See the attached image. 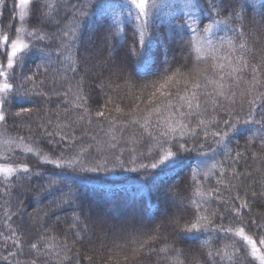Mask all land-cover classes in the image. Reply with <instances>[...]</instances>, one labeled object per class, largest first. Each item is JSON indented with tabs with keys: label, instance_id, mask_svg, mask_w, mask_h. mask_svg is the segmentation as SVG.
<instances>
[{
	"label": "trees",
	"instance_id": "16d2710c",
	"mask_svg": "<svg viewBox=\"0 0 264 264\" xmlns=\"http://www.w3.org/2000/svg\"><path fill=\"white\" fill-rule=\"evenodd\" d=\"M49 2L25 23L0 0V37L34 45L0 93V165L29 169L0 174V264H259L235 232L264 254V0H161L143 49L126 11L95 7L123 0ZM169 150L175 167L152 168ZM197 212L215 232L182 231Z\"/></svg>",
	"mask_w": 264,
	"mask_h": 264
},
{
	"label": "snow or ice",
	"instance_id": "6c2138e0",
	"mask_svg": "<svg viewBox=\"0 0 264 264\" xmlns=\"http://www.w3.org/2000/svg\"><path fill=\"white\" fill-rule=\"evenodd\" d=\"M35 3V0H17L16 3V8L19 9V19L21 20V22H27L26 18H29L30 16V6L32 4ZM170 5H165L161 2V0H123L122 4H106V3H101L96 5L95 7L101 9L102 11H107L108 9H115L117 7L121 8L122 10L126 11L127 16L130 20H134L135 21V28L136 30L139 32V41L140 44L143 48L147 47V42L145 40V33H147L151 27L156 25V18L159 15V11L162 7H169ZM47 8L48 11L47 12H43L42 11V16L44 17H48L51 16V10L53 8V5L49 2V0H44V3L40 5V9H44ZM184 7H198L197 4H193L191 2V0H188L187 3L184 4ZM243 7V5L241 6ZM237 15H239V13H237ZM116 20L119 21V17H116ZM41 23H43V19H41ZM200 23H202V21H200ZM213 23H222V21H215ZM213 26L212 23L208 24L205 27V32L209 31L211 29V27ZM107 31H111L112 30V25L109 24L107 26ZM173 31L177 32L179 31L181 34L183 33H187L190 40L194 41L195 40V32L196 29H192L191 26L188 24L187 21H185L183 24H179V25H173ZM16 38L11 40L10 42V46L8 44L10 37L8 35H4L2 37H0V45L4 46V51L7 54V68L8 69H13L14 67V60H16L18 58V54H25L27 55V53H29L32 50V47L34 45H31L29 43H25L24 41V34H25V29L24 27H19L16 29ZM66 35H72L75 36L74 32L71 33H65ZM34 32H27V36H33ZM117 35H119V33H117ZM40 40H44L45 36L43 34L39 35L38 37ZM64 49L71 51V49L74 47V44L70 43V42H62L61 45ZM10 47V50H9ZM193 49L195 50V52L197 53L196 59L200 60L203 59V57H201L199 55L200 53V47L198 46L197 43H193L192 44ZM240 48L244 47L243 43H240L239 45ZM42 51V50H41ZM133 51H135V48H133ZM3 66L0 65V76L5 77V82L0 85V92L5 93L6 95L8 93L12 92V85L8 82V73L5 70H2ZM75 70V69H73ZM237 69H234V71ZM179 71V70H177ZM253 71H255V69H253ZM31 77H29L30 79ZM168 80H171L172 77L169 76L167 77ZM161 87H164V85L162 84ZM163 94V93H162ZM222 94V93H221ZM0 103H2V101H0ZM249 103L253 106L252 111L254 112L255 109V104H256V99L254 98L253 100H250ZM119 111V109H117ZM24 111H28L27 108L24 109ZM16 115H20V113H16ZM97 115L102 116L104 115L102 112H98ZM262 115H264V113H262ZM5 119V117L0 114V121H3ZM255 121H253L251 119V116L244 121L245 124H251L254 123ZM225 123L227 124L228 122L225 121ZM229 129L233 132L237 131V126L235 124H231L229 125ZM173 131H175L173 129ZM213 135L215 136L216 134L213 133ZM225 135H227V133H225ZM223 139V137L221 138V140ZM217 143H220V141H216ZM28 152H31L32 149L28 148L27 149ZM184 151H191L189 149H185L184 144L181 143L178 149V152H184ZM178 159V155L174 154L171 150L167 151L162 159L159 160L158 164L157 163H153L151 165L152 168H157L159 167H175L176 161ZM51 163V161H49ZM57 167H59V165H57ZM23 171V172H28L29 169L27 167H22L20 169H14L11 166H7V165H0V174L3 175L5 180H10L11 178H13L15 176L16 171ZM208 173H204V175L207 177ZM196 175V170H193V176L195 177ZM197 195H205L207 197L211 196V193H202L200 190H197ZM193 203H195V201H193ZM245 207L244 204H241V208ZM201 221H206L205 223H201ZM210 224L211 221L207 220L206 217L201 216L199 214V212H197L196 214V220L195 222H192L190 224V226L185 227L182 231H184L185 233L191 235L194 232L195 233H199L201 230L207 232V231H213L215 232L216 229H210ZM223 230V229H222ZM235 235L237 237L242 238L243 241H245L247 244L251 245V255L252 257L259 261V264H264V254H261V250L259 248H257L255 242L247 235H245L244 229L243 228H239L236 232ZM150 239H155V237H150ZM145 244L148 243V241L144 242ZM261 245H264V239H261L260 241ZM31 247L33 249H35L37 247L36 244H32ZM161 252L166 251V249L161 248L160 249ZM208 258L209 259H213L214 258V253L209 251L208 252Z\"/></svg>",
	"mask_w": 264,
	"mask_h": 264
},
{
	"label": "rangeland",
	"instance_id": "374dc122",
	"mask_svg": "<svg viewBox=\"0 0 264 264\" xmlns=\"http://www.w3.org/2000/svg\"><path fill=\"white\" fill-rule=\"evenodd\" d=\"M41 18L43 19V20H47L48 19V17H44V16H42L41 15ZM91 41H92V39H91ZM89 43H90V41H89ZM9 50H10V48H9ZM178 56H182V53L180 52V53H177V50L174 52V57H178ZM99 57V56H98ZM4 63H6L7 64V55L6 54H3V55H1L0 54V65H2L3 66V69L2 70H5L6 72H7V66L6 67H4ZM5 77H3V76H0V85H2L4 82H5ZM57 79V78H56ZM51 80V79H50ZM0 93H3V92H0ZM0 101H1V98H0ZM1 104V103H0ZM2 126V125H1ZM3 127V126H2ZM3 131H4V129H3ZM5 133H7L6 131H4ZM0 134L1 135H3V133H2V131L0 130ZM8 147V145H6L5 146V148H7ZM171 205H173L174 207L175 206H178V205H182V201L181 200H179V199H176V198H172V200H171ZM173 206H172V208H173ZM104 219V217H102V219L100 218V220H96L95 221V224H98V222H100L101 220H103Z\"/></svg>",
	"mask_w": 264,
	"mask_h": 264
}]
</instances>
